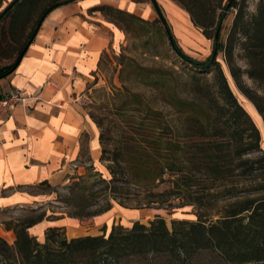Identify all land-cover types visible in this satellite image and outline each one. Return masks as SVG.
<instances>
[{"label":"trees","instance_id":"trees-1","mask_svg":"<svg viewBox=\"0 0 264 264\" xmlns=\"http://www.w3.org/2000/svg\"><path fill=\"white\" fill-rule=\"evenodd\" d=\"M40 1L13 0L0 12V24L9 22L5 42L13 48L2 55L0 42V59L10 62L16 57L0 67V80L17 68L48 15L78 0H51L41 10ZM177 1L213 41V53L204 61L179 46L157 0H147L157 15L153 22L109 6L97 9L124 32L132 26L143 30V25L161 24L175 54L193 71L134 69L139 76L152 74V81H141L152 87V108L127 123L134 133L120 142L110 160L105 159L101 134V162L111 163L110 179L101 178L103 174L90 166L89 176L62 187L85 192L64 200L72 209L67 216L81 221L109 212L115 202L124 207L134 202L139 209L192 207L197 219L174 220L169 228L157 216L148 226L134 222L129 228L113 226L109 234L104 230L100 236L74 239L67 237L66 228L51 227L40 242L30 229L61 217L36 210L35 216L6 224L15 241L11 245L0 237V264H264L261 132L233 92L218 59L222 53L236 87L264 119V0L251 19L250 0H227L217 24L200 20L199 15L209 12L205 2ZM2 4L0 0V8ZM231 12L233 23L223 40L222 22ZM238 47L247 69L236 65ZM244 77L256 88L246 85ZM133 98L141 103V95ZM87 178H100L94 182L104 187L90 192ZM163 185L168 188L159 191ZM44 187L60 188L43 182L34 190ZM205 255L210 258L207 263L202 260Z\"/></svg>","mask_w":264,"mask_h":264},{"label":"crops","instance_id":"crops-1","mask_svg":"<svg viewBox=\"0 0 264 264\" xmlns=\"http://www.w3.org/2000/svg\"><path fill=\"white\" fill-rule=\"evenodd\" d=\"M104 6L149 22L156 17H152L150 3L141 7L133 0H78L61 6L45 19L17 68L0 80V97L23 90L29 98L26 106L14 108L2 123L0 210L42 202L44 196L33 191L43 182L65 186L86 175L90 166L105 172L101 132L83 103L104 59L120 52L126 34L97 10ZM139 215L138 211L115 212L112 208L90 222L70 217L44 221L31 228L30 234L42 242L48 228L64 227L69 239L100 236L104 234L100 229L109 226L115 216L122 221L112 222L110 231L113 226L131 227L136 221L126 224L124 219ZM2 231L14 243V233Z\"/></svg>","mask_w":264,"mask_h":264},{"label":"rangeland","instance_id":"rangeland-1","mask_svg":"<svg viewBox=\"0 0 264 264\" xmlns=\"http://www.w3.org/2000/svg\"><path fill=\"white\" fill-rule=\"evenodd\" d=\"M11 1L13 0H3L0 12L7 7ZM50 1L51 0H41L38 8L40 10L43 9L50 3ZM134 1L141 3V7H144V4L147 2V0ZM185 1L190 5H194V3H196L195 1L205 2V6L208 8L209 12L199 15L200 20L208 22L215 20V23L217 24L222 8L227 0ZM259 2L260 0H250L248 2L249 19L256 15ZM158 3L178 41L179 46L184 52L192 58L200 61H204L211 56L214 48L213 41L208 40L203 35V31L193 24L190 15L180 9L182 7L179 2L177 0H163ZM37 12L35 13V18L38 16ZM154 14L156 15V12L152 6V17ZM144 15H149L148 9L145 11ZM234 15L235 13L233 12L229 13L222 22L221 35L223 40H226L231 29ZM156 18L157 15L152 18V22ZM8 23L9 22H4L0 24V42L3 44V46L1 45V49L3 50L1 53L2 55L9 51L11 52L13 49L10 48L12 47L11 42H5V34L8 32ZM31 25L32 24H30V26ZM143 27V30L134 26L131 28L129 27V31L125 30L126 41L122 46V49L120 52H117L116 55L107 56L104 59L99 77L96 79L95 84L86 91L83 107L87 110V113L93 121L100 127V132L103 134V148L106 151L105 159L107 160L112 158V155L118 149L120 142H123L125 137L133 135L134 132H132L129 127H126L127 123L129 121L138 120L140 117L146 115L147 109L152 108V87L141 82L143 80L152 81V74L142 73V75L139 76L138 73L140 72H134V69H159L164 71H175L177 73L193 71L192 67L185 64L175 54L164 34L161 24H156L154 26H152V24H147L143 25ZM13 47L16 49V46ZM235 55L236 65L242 69H247V62L243 57V52L240 47L237 48ZM15 59L16 57L13 56L10 62H14ZM218 59L228 77L233 92L259 128L262 137V149L264 150V119L258 114L250 101L236 87L222 53L219 54ZM4 64V61L0 59V67ZM123 69H125V71ZM244 82L249 87L256 88L254 82L247 77H244ZM134 95H141V103L133 98ZM162 108L165 111H169L168 108L164 106ZM110 164L109 161L102 162L103 170L105 172L103 173L101 170H97V172L103 174L100 176L101 178L107 180L110 179V173L107 169ZM86 175L89 176V173L86 172ZM96 179L100 178H87L86 180V185L90 192H95L104 187L103 184H95L94 181H96ZM167 188V185H163L160 187L159 191H163ZM33 192H37L44 196L42 202L25 207L0 210V237L7 242L10 241V243H13L11 236L4 235L2 230L6 231V224L9 222L35 216L37 214H34L33 211L36 210H38V212L40 210L46 211L48 215L55 213L57 217L61 218L68 217L67 215L72 209L71 207H68V203H65L64 200L74 197L77 193H85L78 189L71 191L69 185L60 188H37ZM126 206L127 207L121 206L115 202L113 204V209L115 208V212L124 209L134 211V213L137 211L140 213L139 216L132 217L129 220L124 219V223L126 224L136 221L148 226L157 216H161L166 220L169 228H171L174 220L195 221L197 219L192 207L175 209H139L136 208V203L134 202L126 204ZM96 207L97 206H94L92 209H96ZM90 220L92 219L84 221L90 222ZM119 220L122 221L121 216H115L110 219L109 226H103L100 229V232L109 230V232L107 231V234H109L111 223L118 222ZM89 227L93 228L94 224L91 223ZM90 228L87 227V229ZM209 259L210 258L207 255L202 257V260H206L204 263H207Z\"/></svg>","mask_w":264,"mask_h":264},{"label":"built area","instance_id":"built-area-1","mask_svg":"<svg viewBox=\"0 0 264 264\" xmlns=\"http://www.w3.org/2000/svg\"><path fill=\"white\" fill-rule=\"evenodd\" d=\"M29 98L23 90H17L9 95L0 97V134L2 123L10 116L12 110L16 107H24L27 105Z\"/></svg>","mask_w":264,"mask_h":264}]
</instances>
